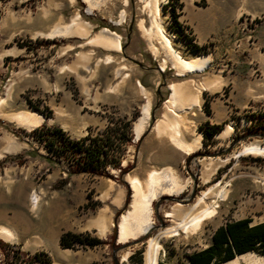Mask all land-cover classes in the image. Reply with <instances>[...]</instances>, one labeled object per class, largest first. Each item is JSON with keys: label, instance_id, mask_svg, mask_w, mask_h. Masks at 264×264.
I'll return each mask as SVG.
<instances>
[{"label": "rangeland", "instance_id": "rangeland-1", "mask_svg": "<svg viewBox=\"0 0 264 264\" xmlns=\"http://www.w3.org/2000/svg\"><path fill=\"white\" fill-rule=\"evenodd\" d=\"M169 1L161 4L163 25L183 58H209V68L202 73L177 76L170 64L160 71L163 56L151 54L137 28L141 18L137 14L138 0H126L125 5L124 0H106L91 13L86 12L87 3L82 0H0V227L14 228L9 230L17 242L0 241L10 245V255L13 251L27 257L43 253L51 264H144L147 238L209 205L212 197L205 199V205L190 208L203 192L215 187L224 186L227 194L217 202L214 217L205 219L196 232L178 231L162 237L158 264H189L187 255L206 248L213 231L228 220L247 218L250 224L264 221V158L235 157L243 145L264 146V71L253 58L254 53L264 54V36L257 34L264 27V16H253L256 26L247 41L237 19L232 21L226 15L205 30L202 13L208 10V0H199L193 7L199 13L194 19L186 10L181 11L179 0L172 1V12ZM121 11L125 12V21L116 24ZM212 11L226 9L217 7ZM75 15L90 26L85 39L77 35L45 37ZM103 29L120 36L119 52L85 43ZM195 46L199 51L194 50ZM80 53L91 54L87 68L78 65ZM105 56H111L112 63L105 64ZM120 66L124 69L117 74ZM209 79H217L212 85L218 82L220 86L203 90L200 107L186 113L191 124L185 138L191 141L199 136L200 146L183 154L170 145L166 136L155 137L152 124L169 96V84L193 81L200 86ZM137 82L148 92L151 104L150 119L138 139L133 126L146 99ZM219 100L226 106L225 117L215 125L219 130L204 139L202 130L214 117L209 116V108ZM30 106L49 111L48 118L40 114L46 119L44 125L66 129L74 139L127 123L130 143L121 156L116 154L120 170H126L121 173L107 167L106 176L71 172L67 160L49 156L29 137L28 133L42 122L28 130L7 118L23 111L39 114ZM74 110L85 127L70 123ZM228 125L232 126L231 133L216 137ZM8 146L12 150L5 152ZM164 168H171L185 188L177 195L164 194L152 202L153 228L146 239L140 236L117 242V221L130 203L125 177L144 181L149 171ZM95 181L113 182L125 192L124 204L107 218L108 228L103 235L97 222L96 228L90 229L91 224L87 229L86 223L94 219L95 213L84 214L85 194L92 195ZM32 195L38 198L34 209ZM67 232L88 234L102 244L74 250L53 245L54 235ZM3 259L0 253V264H4Z\"/></svg>", "mask_w": 264, "mask_h": 264}, {"label": "bare ground", "instance_id": "bare-ground-1", "mask_svg": "<svg viewBox=\"0 0 264 264\" xmlns=\"http://www.w3.org/2000/svg\"><path fill=\"white\" fill-rule=\"evenodd\" d=\"M87 3L86 12L91 13L94 9L99 8L106 0H82ZM140 6L137 14L141 17L138 21L137 28L145 40L148 49L153 56H163L160 71H163L166 64H170L176 71L177 76H184L186 74L202 73L209 68V58L197 57L195 59H185L174 48L172 38L167 33L161 18V4L165 0H138ZM126 0H124V5ZM125 21V12L121 11L119 19L116 24ZM89 27L87 23H83L78 15H75L71 21L66 25H59L45 37L54 36H72L77 35L85 39L89 34ZM86 44L101 48L106 51L119 52L120 36L114 32L106 29L101 30L88 39ZM90 53H80L78 57V65L87 68V63L90 59ZM105 64L112 63L111 56H105L103 59ZM124 69L120 66L117 69V74ZM121 73V72H120ZM127 75H124L125 78ZM217 79L206 80L200 86H196L193 81H182L180 83H171L167 86L169 96L163 103L159 118L152 124V132L155 137L166 136L170 145L183 154H190L197 150L200 146V137L197 136L191 141L186 140V132L189 131L190 121L186 118V113L193 110V108L200 107L201 93L210 87L218 88L212 85ZM220 82V81H219ZM218 84V85H217ZM221 84V83H220ZM212 85V86H211ZM137 87L143 97L146 99L142 105L140 116L134 123L133 131L135 138L138 139L143 133L145 127L150 119V98L148 92L142 85L137 82ZM2 102V101H0ZM15 121L18 126L26 129H32L43 121V117L33 111H23L15 115L7 117ZM193 130V129H192ZM191 130V131H192ZM232 131V126L228 125L216 137L224 138ZM189 133V132H188ZM187 133V134H188ZM192 133V132H191ZM190 134V133H189ZM195 135V133H194ZM193 137V135H191ZM11 146L4 149L5 152H10ZM2 152L0 153L1 157ZM252 155L264 158V146L256 144L243 145L242 148L235 153L236 156ZM125 182L130 190V203L128 210L121 214L117 221V242H125L128 239H136L140 236H148V233L153 228L152 222V202L159 199L162 195H177L184 187L182 183L176 178L171 168H164L159 170H151L147 173L144 181H140L134 176H126ZM227 191L223 187L220 189L210 188L203 192L196 202L191 206L193 210L198 205H205L203 202L208 197L213 200L209 205L202 206L196 213L186 214L185 217L179 218L174 226L168 227L159 232L155 236L147 238L145 242V257L144 264H158L161 257L160 239L169 234H176L178 231L184 234L196 232L205 219L214 217L218 201H223L226 198ZM38 198L32 195L31 204L33 209L36 208ZM196 209V208H195ZM166 215H169L167 213ZM108 222L103 217L99 218L98 231L103 235L107 231ZM0 238L4 240H11L13 238L12 232L0 227ZM264 264V256H257L253 253H246L235 257L233 260L225 264Z\"/></svg>", "mask_w": 264, "mask_h": 264}, {"label": "trees", "instance_id": "trees-1", "mask_svg": "<svg viewBox=\"0 0 264 264\" xmlns=\"http://www.w3.org/2000/svg\"><path fill=\"white\" fill-rule=\"evenodd\" d=\"M172 1L177 0H170L168 3L173 12ZM172 18L175 22L176 15L173 14ZM193 48L199 51L198 47ZM30 107L45 118L49 117V111ZM128 126L127 123H121L95 136L88 135L79 140H73L68 138L61 129L42 124L30 131L28 135L49 156L67 160L71 165V172L85 173L90 176H106L107 172L104 170L107 167L120 170L119 156L124 152L125 146L130 143ZM206 126L208 128L202 130L204 139L211 138L219 130L215 125ZM124 170L126 168L121 169L120 172L123 173ZM89 206L91 205L86 204L85 208ZM101 244L100 240L91 238L88 234L67 232L59 238L61 249L94 248ZM9 251L10 245L0 241V253L4 258V264H51L49 258L43 253L27 257L19 251H13L10 255ZM247 252H256L264 256V222L253 226H249L248 219L225 222L213 231L210 244L202 250L187 255V260L189 264H221Z\"/></svg>", "mask_w": 264, "mask_h": 264}, {"label": "crops", "instance_id": "crops-1", "mask_svg": "<svg viewBox=\"0 0 264 264\" xmlns=\"http://www.w3.org/2000/svg\"><path fill=\"white\" fill-rule=\"evenodd\" d=\"M198 1L199 0H179V3L181 5V11L186 10V13L192 14V19H194V16L196 14H199V13H195L196 11H195V9H193V7L196 6ZM217 7H223L226 9V11L225 12H217V13H216V11L215 12L212 11L214 8H217ZM205 8L208 9L207 11L202 13L203 14L202 23H203V27L205 28V30H209L208 29L209 25H211L212 22H214L217 18H220L222 15H226V17L231 18L232 21H236V19L241 14L252 15V16L261 14L264 16V0H219L218 3H216L215 0H208V3L205 4ZM184 11H183V13H185ZM257 34H259L260 37H263L264 36V27L261 28ZM73 36L74 35H72L71 37H73ZM253 58L258 63V65L261 67V70L264 71V54L254 53ZM220 102L221 101L219 100L218 102H215V104L212 103L214 105H212L211 108H209L210 109L209 116H214V117H212L213 120L208 119L209 125H218L219 121H222L225 117V113H226L225 107L226 106H224ZM60 111L63 113L66 112L63 109H60ZM77 117H78V111L74 110V116L72 115V117H70V123L72 125H74L75 127H78V128L85 127L86 124L83 123L82 119L80 121H78L80 118H77ZM44 123H46V119L43 117V121H42L41 125ZM54 127L61 129L66 134V136L70 139H73V140L81 139V138H79V139L72 138L66 129H62L59 126H54ZM93 187H94V191H91L92 195L91 194L90 195L85 194V199H84L85 205L86 204L91 205V206H89V208L85 209L84 214L90 215V214L95 213L94 219L87 221V223H86L87 229L91 224L93 227H90V229L96 228V227H94V224H96L95 222H97V225H98V221H99L100 217H103L104 219L107 220V218L110 217V215L113 213L114 210L115 211L118 210L124 204L125 192L121 186H119L113 182L104 183V182H100V181H95L91 185L92 189H93ZM242 219H247V218H242ZM242 219H237V220H233V221L228 220L226 222H234V221H238V220H242ZM250 223H251V221L249 220V226L256 225V224H250ZM260 223H262V222H260ZM257 224H259V223H257ZM97 228H98V226H97ZM9 229L11 231H14V228L13 229L9 228ZM61 234L62 233H58V234L54 235L53 245H57L59 247V238H60ZM79 234H81V233H79ZM0 240H4V239L0 238ZM4 241L10 242L9 244H16L15 242H17V241H14V238H12V240H4ZM40 251L46 253L49 256V254L47 252H45V250L44 251L40 250ZM247 253H250V252H247ZM244 254H246V253H244ZM237 256H239V255H237ZM233 259H231V260H233ZM231 260H229V261H231ZM229 261H227V262H229ZM227 262H225V263H227Z\"/></svg>", "mask_w": 264, "mask_h": 264}, {"label": "built area", "instance_id": "built-area-1", "mask_svg": "<svg viewBox=\"0 0 264 264\" xmlns=\"http://www.w3.org/2000/svg\"><path fill=\"white\" fill-rule=\"evenodd\" d=\"M255 18L256 17H253L251 15H246V14H241L237 18L239 26L241 27V32L247 41H250L252 34L254 32V28L256 26Z\"/></svg>", "mask_w": 264, "mask_h": 264}]
</instances>
